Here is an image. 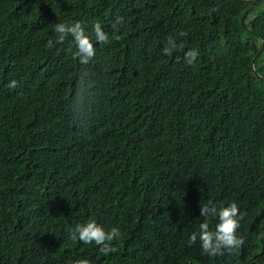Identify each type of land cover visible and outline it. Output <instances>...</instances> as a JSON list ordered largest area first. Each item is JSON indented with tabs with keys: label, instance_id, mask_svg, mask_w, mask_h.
I'll return each instance as SVG.
<instances>
[{
	"label": "trees",
	"instance_id": "16d2710c",
	"mask_svg": "<svg viewBox=\"0 0 264 264\" xmlns=\"http://www.w3.org/2000/svg\"><path fill=\"white\" fill-rule=\"evenodd\" d=\"M252 2L0 0V264H264V82L252 73L264 78V48L252 66L261 40L241 22ZM76 22L96 49L87 65L51 27ZM246 25L264 38V0ZM209 202L244 213L238 254L189 246L206 220L215 231L219 218L200 215ZM89 220L120 229L116 252L70 239Z\"/></svg>",
	"mask_w": 264,
	"mask_h": 264
},
{
	"label": "clouds",
	"instance_id": "9594fccd",
	"mask_svg": "<svg viewBox=\"0 0 264 264\" xmlns=\"http://www.w3.org/2000/svg\"><path fill=\"white\" fill-rule=\"evenodd\" d=\"M122 20V18H120ZM119 22V21H118ZM57 33V43H62L69 35L72 36L77 51L73 54V59H79L80 64L87 65L96 55V49L91 38L85 34L83 26L76 22L72 25L57 23L51 25ZM95 38L98 43H109L108 34L102 30L101 24L94 25ZM186 36L187 33H181ZM118 37H114L117 39ZM169 46L163 49L164 54L171 55L177 45L170 37L167 41ZM52 41H49L48 47H52ZM183 47V45H180ZM198 50L192 49L185 53L186 63L194 64L198 57ZM17 82L11 81L8 85L10 88H15ZM75 111V109H74ZM200 215L204 217H218L219 222L216 224L215 231L209 229L207 220L199 225V231L193 232L189 237V246L194 245L197 239L200 241L202 253L209 256H223L227 254H238L241 247L245 244L243 236L238 235V229L241 227L240 221L244 218V213H241L236 203H231L227 207L221 206L219 209L209 202L207 205L200 206ZM121 238L119 228H112L110 231H105L103 226L96 223L95 220H89L85 224H78L71 230L70 239L80 241L86 245L93 243L100 247V251L104 255L117 251L113 246L114 240ZM75 264H90L86 259L75 261Z\"/></svg>",
	"mask_w": 264,
	"mask_h": 264
},
{
	"label": "water",
	"instance_id": "95a60500",
	"mask_svg": "<svg viewBox=\"0 0 264 264\" xmlns=\"http://www.w3.org/2000/svg\"><path fill=\"white\" fill-rule=\"evenodd\" d=\"M260 0H253V2L250 4L249 8L245 11L243 17H242V26L244 28V30H246L248 33L253 34L255 37H258L261 40V45L259 47V50L257 52V54L255 55L254 59H253V63L252 66L254 65V62H256V60L258 59V56L260 55L261 51L264 48V38L261 35H258L257 33H255L253 30H251L247 25H246V19L250 13V11L252 10V8L257 5L259 3ZM253 75L256 76L260 81L264 82V78L260 77L257 75V73L253 70Z\"/></svg>",
	"mask_w": 264,
	"mask_h": 264
},
{
	"label": "rangeland",
	"instance_id": "374dc122",
	"mask_svg": "<svg viewBox=\"0 0 264 264\" xmlns=\"http://www.w3.org/2000/svg\"><path fill=\"white\" fill-rule=\"evenodd\" d=\"M261 45V44H260Z\"/></svg>",
	"mask_w": 264,
	"mask_h": 264
}]
</instances>
